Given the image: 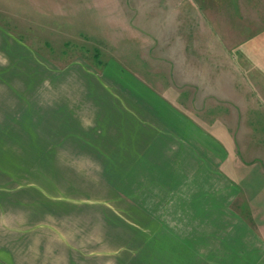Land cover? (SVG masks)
Masks as SVG:
<instances>
[{
    "label": "crops",
    "instance_id": "0c3cea01",
    "mask_svg": "<svg viewBox=\"0 0 264 264\" xmlns=\"http://www.w3.org/2000/svg\"><path fill=\"white\" fill-rule=\"evenodd\" d=\"M176 1L103 4L131 24L94 65L0 26V264H264V87Z\"/></svg>",
    "mask_w": 264,
    "mask_h": 264
},
{
    "label": "rangeland",
    "instance_id": "374dc122",
    "mask_svg": "<svg viewBox=\"0 0 264 264\" xmlns=\"http://www.w3.org/2000/svg\"><path fill=\"white\" fill-rule=\"evenodd\" d=\"M70 1L0 0V26L31 45L37 51L38 56L35 57L38 63L52 69L53 64L63 68L74 60L94 65L110 52L115 53L112 46L117 47L120 36L125 33L124 29L131 23L122 20L124 12L117 11L114 15H107L103 11L106 6H103L110 2L113 14L115 6L112 4L121 1L124 3V0H73V6ZM187 8L185 13L199 19L197 23L204 25L205 22L206 28L223 31L224 46L233 49L231 61L238 63L240 79L246 77V74L250 76V72L253 73L256 94L262 95L264 0H189L185 9ZM4 64V57L0 53V66ZM250 64L254 65L251 71L250 68L246 69ZM14 86L16 91H22L19 82H15ZM40 89L44 96L54 93V88L46 84ZM7 91L6 84L0 83V101L10 93ZM25 96L30 97L27 94ZM3 104L6 105V102ZM7 223L8 214L3 213L0 216V236L5 233ZM261 263L258 261L255 264Z\"/></svg>",
    "mask_w": 264,
    "mask_h": 264
}]
</instances>
